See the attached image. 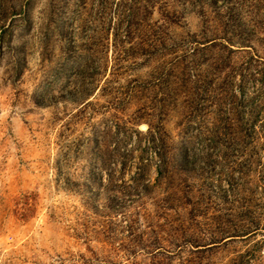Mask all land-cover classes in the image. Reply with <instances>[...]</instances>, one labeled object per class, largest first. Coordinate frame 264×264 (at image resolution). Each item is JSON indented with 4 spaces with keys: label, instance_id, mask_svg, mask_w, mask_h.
Listing matches in <instances>:
<instances>
[{
    "label": "rangeland",
    "instance_id": "374dc122",
    "mask_svg": "<svg viewBox=\"0 0 264 264\" xmlns=\"http://www.w3.org/2000/svg\"><path fill=\"white\" fill-rule=\"evenodd\" d=\"M0 264H264V0H0Z\"/></svg>",
    "mask_w": 264,
    "mask_h": 264
}]
</instances>
